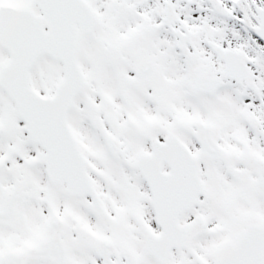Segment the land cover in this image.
Listing matches in <instances>:
<instances>
[{
  "label": "snow or ice",
  "instance_id": "1",
  "mask_svg": "<svg viewBox=\"0 0 264 264\" xmlns=\"http://www.w3.org/2000/svg\"><path fill=\"white\" fill-rule=\"evenodd\" d=\"M0 264H264V0H0Z\"/></svg>",
  "mask_w": 264,
  "mask_h": 264
}]
</instances>
